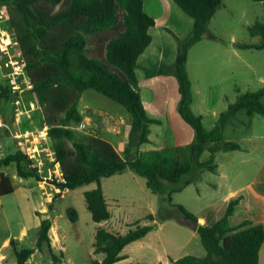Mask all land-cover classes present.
Masks as SVG:
<instances>
[{"label":"trees","instance_id":"trees-1","mask_svg":"<svg viewBox=\"0 0 264 264\" xmlns=\"http://www.w3.org/2000/svg\"><path fill=\"white\" fill-rule=\"evenodd\" d=\"M173 1L192 17L193 27L189 36L179 41L172 66L160 73H171L176 77L177 111L192 128L195 138L187 145L141 149L140 145L149 141V124L158 122L146 113L134 70L137 57L152 39L148 30L155 25V19L143 8V0H0L9 6V24L24 60L30 82L28 89L43 104L46 135L61 173V178L53 183L57 189L55 198L64 190L95 182V188L84 192L86 208L95 222L105 221L111 215L100 186L101 178L132 171L145 178V186L151 193H162L165 182L175 184L170 192L181 191L195 182L196 173L216 171L214 156L217 152L240 150L237 141L224 138V127L236 120L239 113L258 114L264 119L263 86L238 94L219 113L210 129L203 125L202 116L191 108V81L185 64L193 44L206 34L213 38L207 32V25L222 0ZM255 1L262 4V19L255 21L248 30L259 40L255 44L239 46L264 49V0ZM85 89L95 90L122 105L130 114L124 158L106 141L85 136L67 126L69 122L81 120L77 98ZM15 91L16 88L0 85V100H8ZM205 151L208 157L202 159ZM10 163L16 164L19 177L42 179L21 148L0 157V168ZM12 192L10 177L0 172V195ZM168 197L170 200V195ZM238 201L239 197L232 198L224 214L213 224H197L196 233L204 248L202 256L187 254L170 258L169 264H258L264 228L262 224H253L249 220L230 224L229 217ZM172 206L177 210L176 216L196 220V216L182 204ZM66 215L71 222L77 220L73 207L66 209ZM168 216L171 214L163 213L159 219ZM145 219L155 220L151 214ZM154 227L155 223L140 225L136 222L134 228L120 234L98 226L94 233L93 252L102 253L103 258L100 261L92 259L89 264H112L122 259L123 247L142 238ZM50 228L51 219L41 218L33 247L17 249L18 240L10 239L16 264H26L35 249L41 250L43 245L49 249L55 264L61 262V257L51 252Z\"/></svg>","mask_w":264,"mask_h":264},{"label":"rangeland","instance_id":"rangeland-1","mask_svg":"<svg viewBox=\"0 0 264 264\" xmlns=\"http://www.w3.org/2000/svg\"><path fill=\"white\" fill-rule=\"evenodd\" d=\"M143 3L144 10L155 19V25L149 29L151 43L137 63L138 89L144 108L148 116L159 120L149 127L150 143L154 148L187 145L194 141L195 134L177 112V79L171 73L160 71L172 66L179 41L191 33L190 17L173 0H143ZM8 7L0 3V85H17L23 89L30 85V82L19 43L9 24ZM262 14V4L259 1L222 0L207 25V32L213 38L206 34L188 50L185 68L195 92L191 108L202 115L203 125L208 129L213 126L218 113L225 109L227 101H231L235 94L255 91L264 86V49L239 46L243 43L258 42V36H251L248 27L255 21H260ZM20 89H16L8 101L0 100L3 104L11 105L9 113L0 110V136L3 135L0 157L13 154L16 150L5 135L8 131L4 127L3 117L10 120L13 118L12 115L9 116L10 113L19 107H27L30 95L24 93L19 97L24 91H18ZM88 91L91 92L92 100H96L97 106L108 114L115 116L123 113L130 120V114L122 105L93 89ZM21 99L26 103L25 106H22ZM239 119H242V124L226 125L224 138L237 141L241 151L234 155H224L225 153L220 152L215 157L216 163L220 162L223 167L228 168L229 175L234 174V179L230 182L233 188L237 187L236 184L241 180L252 176L259 163L264 160V119L258 114L248 116L245 113H241ZM90 129L88 125L84 130ZM119 155L124 154L119 152ZM207 157L208 153L205 151L202 159ZM233 167L240 169L234 170ZM0 172L7 174L13 184L12 193L0 195V252L6 254L8 251L6 264L9 261L16 264L13 248L9 245L10 239H19V244L16 243L17 249L33 247L36 228L43 217H49L52 221L49 230L51 252L61 257V262L56 264H89L92 259L100 260L103 257L102 253L93 252L94 233L98 226L124 234L134 228L136 222L140 225L150 223L145 219L149 213L158 224L165 221L157 231L158 236H154L153 247L162 252L164 246L167 255L173 258L176 253H181L176 251L184 236L183 233L176 234L174 228H186L189 225L178 223L177 210L172 204L184 203L194 209L207 207L211 199L224 194L229 185L228 179L202 171L196 173L195 185L170 192L175 184L165 182L164 191L155 194L145 187L144 177L134 173L141 180V185L125 178L115 186H108V208L111 215L105 221L95 222L86 208L84 199V192L92 189L96 185L95 182L65 190L55 198L57 191L49 194L48 188L54 180L61 178L58 171L57 178L52 176L47 182H43L44 188L34 177H19L15 163L1 167ZM194 172L196 171L191 173ZM210 180L214 183L211 184ZM109 194L117 195V201H112ZM49 201H52L51 207ZM69 207H73L77 212V220L74 222L66 215V209ZM163 213L171 216L159 219ZM5 241L7 244H4ZM148 261L149 259L131 260L120 264H147ZM27 264L55 262L49 249L43 245L34 257H29Z\"/></svg>","mask_w":264,"mask_h":264},{"label":"crops","instance_id":"crops-1","mask_svg":"<svg viewBox=\"0 0 264 264\" xmlns=\"http://www.w3.org/2000/svg\"><path fill=\"white\" fill-rule=\"evenodd\" d=\"M143 8H144V3H143ZM189 21H191V25L193 27L192 17H190ZM150 43L142 51V53H140V55L136 59V64H135V69H134L136 77H138L137 76L138 75L137 74V63L140 57H142V55L145 53V51L149 47ZM187 73H188V70H187ZM5 75L9 76L8 73H5ZM188 77H189V74H188ZM11 87L20 89L17 85H11ZM29 87L30 85L28 84L25 87H23V89L18 90V91L24 90L23 92H21L19 97L20 96L22 97L24 93H27L30 95V98H29L30 101L27 103V107H19L18 109L10 113L9 116L10 115L13 116V118L10 120L7 119L6 117H3V120L5 122L4 127H6L7 129L6 128L5 129L8 131L6 132L5 135L12 142V144L14 145L16 149L21 148L28 155V157L30 158L32 162L31 166L37 168L38 175L40 176V178H42L41 180H39V182H41V187L44 188L45 186L43 182L44 183L47 182V180L51 178L52 176L57 178L58 177L57 171L58 173H60V171H59L58 163L55 162L54 151L51 146L50 140L46 135L47 125L44 121L43 104L38 102L35 94L28 89ZM191 89H192V97L194 99L195 92L193 89L192 82H191ZM238 94H235L231 101H227V105L233 102ZM92 98L93 97L91 96V92H89L88 89H85L79 92L78 98H77V110L81 115V120L77 123L69 122L67 126L70 128H73L74 130H76L77 132H80L81 134L85 136L99 138L101 140H104L107 143H109L118 154L119 152H123L124 154L125 148L128 145V133H129L130 125H131V117H130V120H128L127 117L123 113L116 114L115 116L108 114L107 111L97 106L96 100H92ZM21 100H22L21 101L22 106H25L26 103L24 102L23 99ZM10 108H11L10 104H3L2 102H0V110H2L3 112L9 113ZM193 112L196 113L195 111ZM241 113H245V112H241ZM241 113L238 114L236 120L230 123L231 125H239L243 123L242 119H239V115H241ZM149 117L159 122L157 118L151 117V116ZM80 122L85 123L86 127L89 125L91 129L89 131H86L84 130L86 127L84 129L79 128L78 123ZM158 122H154V123H158ZM1 123L2 122L0 118V124ZM151 126H152V123L149 124V127ZM2 138H3V135L0 136V143L2 141ZM148 138H149V141L141 144L140 148L141 149H159V148H154L152 144L150 143V132H149ZM240 151H241V148L240 150L228 151V152L219 151L217 153L221 152V153H225L224 155H234V153H238ZM217 153L214 156V161H215V157L217 156ZM120 156L123 158L125 157L124 155L123 156L120 155ZM216 165H217L216 171L211 172V173H215L216 175H218L219 178L228 179L229 185H228L227 191L224 194H221L218 198H214V199L212 198L210 203L207 205V207H203V208L200 207V208L194 209L182 203L183 206L189 212H191L192 214L196 216L197 224L211 225L224 214V211L229 201L232 198L239 197V201L235 207L234 213L233 215L229 217L230 224L236 225L243 220H249L253 224H262L264 228V160L259 163L257 169L254 171L252 176L250 175L247 179L241 180L240 182L236 184L237 187H234V188L232 187L233 185H231L230 183L234 179L233 178L234 174L233 176L229 175L227 171L228 168L223 167L222 163L219 162V163H216ZM233 168L234 170L240 169L239 167H233ZM125 178L131 179L138 184H140L141 182V180H139V178L131 171H125L120 174H114L112 176L104 177L100 179V186L103 190L107 205H108V193H107L108 186H111V185L115 186L116 184L123 182ZM196 182L190 183L186 187H189L190 185H195ZM213 183L214 182L211 181V184ZM144 184H145V178H144ZM49 185H50L48 188L50 190L49 194L57 191V189L54 187L53 184H49ZM95 187L96 185L92 187V189ZM109 198H111L112 201H117V195L115 194H111ZM153 223H155V227L152 230H150L142 238L132 241L128 243L126 246H124L120 252V254L122 255V259L112 264H120L122 262H127L131 260L140 261L142 259H149L147 264H153L156 262H161L162 264H169V259L171 257L167 255V252L165 251L166 250L165 247L163 246L162 248L163 250L161 252L160 250L158 251L157 248H154L152 245L154 236H158L157 231L161 229L165 221L158 224L155 220H153V221H150V223L148 224H153ZM178 223H180L181 225H186L185 223H182V222H178ZM51 227H52V221H51ZM174 229L176 230L175 231L176 234L183 233L184 236H183L181 243L179 244L180 245L179 248L176 251V252H181V253L180 254L176 253L173 259H176L180 256L187 255V254L196 255V256H202L204 254V248L202 247L199 241V237L196 233V229L192 228L191 226H188L186 228H174ZM50 239H51V236H50ZM17 240L19 244V239ZM157 240L159 242L161 241L159 237ZM4 244H7V241H5ZM17 246L18 245L16 244V247ZM36 251L38 250L35 249V251L30 255V257L32 256L34 257L36 254ZM28 259L26 261V264L28 263ZM7 260H8V251L6 252V254H4L3 252L2 253L0 252V264H6ZM15 261H16V258H15ZM8 264H14V263L9 261ZM258 264H264V240L259 249Z\"/></svg>","mask_w":264,"mask_h":264},{"label":"water","instance_id":"water-1","mask_svg":"<svg viewBox=\"0 0 264 264\" xmlns=\"http://www.w3.org/2000/svg\"><path fill=\"white\" fill-rule=\"evenodd\" d=\"M178 221L182 222V223H185V224L191 226L194 229H196V227H197V221L194 220V219H189L186 216L178 217Z\"/></svg>","mask_w":264,"mask_h":264},{"label":"built area","instance_id":"built-area-1","mask_svg":"<svg viewBox=\"0 0 264 264\" xmlns=\"http://www.w3.org/2000/svg\"><path fill=\"white\" fill-rule=\"evenodd\" d=\"M78 127L81 129H84L86 127V124L83 122L78 123Z\"/></svg>","mask_w":264,"mask_h":264}]
</instances>
